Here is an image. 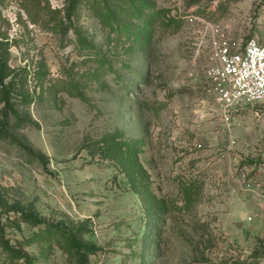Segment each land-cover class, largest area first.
Returning <instances> with one entry per match:
<instances>
[{"label": "rangeland", "instance_id": "obj_1", "mask_svg": "<svg viewBox=\"0 0 264 264\" xmlns=\"http://www.w3.org/2000/svg\"><path fill=\"white\" fill-rule=\"evenodd\" d=\"M20 2L2 8L9 64L31 93L37 62L46 77L0 139L5 238L31 264H264V101L229 111L207 76L222 43L263 38L264 0H154L146 44L86 6L44 30Z\"/></svg>", "mask_w": 264, "mask_h": 264}, {"label": "trees", "instance_id": "obj_2", "mask_svg": "<svg viewBox=\"0 0 264 264\" xmlns=\"http://www.w3.org/2000/svg\"><path fill=\"white\" fill-rule=\"evenodd\" d=\"M5 5L6 0H0V103L3 104V107L0 108V139L7 137V129L12 116L15 118H13V123L17 127H21L23 122L14 106L13 97L19 95L26 104L40 99L44 92L43 82L46 77L45 62H37L38 70L35 73V80H37V85L40 87V92L39 94L36 91L31 93L25 89L30 74L28 67L17 70L11 68L9 64L11 44L2 31L4 25H9V20L5 19L2 14V8ZM82 6H86L91 10L92 14L104 26L111 27L115 31L123 30L134 35L138 41H143V44L148 43L150 35L148 29L152 21L151 18L146 17V11L153 8L154 0H65V5L62 8L53 7L50 0H21L20 2V9L25 13L29 22L44 30H53L58 27L67 28V25L64 26V20L70 23L72 17ZM133 21H137V23L133 24ZM136 25L137 33L134 31ZM141 25L144 28L143 31L139 32ZM125 146L129 153L126 159L134 164L137 151L131 148L130 144L125 143ZM24 149L30 155H34L30 148L24 147ZM132 181H136V178H132ZM20 219L33 225L44 223L31 213H22ZM53 232V229L47 228L46 235L51 237ZM67 242L70 244L71 250L78 253L85 251L87 254H94L97 251L96 246L84 245L74 235H70ZM0 248L9 257L10 264H31L33 261L22 248L12 245L10 240L5 238V227L1 225ZM20 261L22 262L19 263Z\"/></svg>", "mask_w": 264, "mask_h": 264}, {"label": "built area", "instance_id": "obj_3", "mask_svg": "<svg viewBox=\"0 0 264 264\" xmlns=\"http://www.w3.org/2000/svg\"><path fill=\"white\" fill-rule=\"evenodd\" d=\"M215 58L217 64L210 67L207 76L212 90L229 111L264 101V36L251 38L236 50L222 43Z\"/></svg>", "mask_w": 264, "mask_h": 264}]
</instances>
